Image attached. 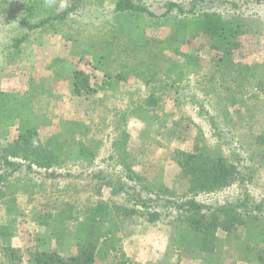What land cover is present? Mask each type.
Segmentation results:
<instances>
[{
  "label": "rangeland",
  "instance_id": "374dc122",
  "mask_svg": "<svg viewBox=\"0 0 264 264\" xmlns=\"http://www.w3.org/2000/svg\"><path fill=\"white\" fill-rule=\"evenodd\" d=\"M138 1L161 15L166 3L175 2L189 10L194 0ZM207 1L213 6L209 11L219 13L227 23L237 25L243 31L244 55L237 59L234 67L261 72L264 63V0H227L225 3H221L223 0ZM31 2L41 4L32 21L40 20L42 14L66 9L70 10L69 21L66 19L64 24L54 21L51 25L34 30L18 50L13 47L14 41L27 35V29L21 20L27 16L26 5ZM72 6L74 9L71 10ZM196 8L199 10L201 4L198 3ZM114 11L115 0H0V92L5 95L26 97L30 75L39 78L53 77L54 70L50 67L57 58H65L67 67L81 68L91 75V86L99 95L96 102L100 104L103 113H111L119 92H132L137 99L148 95L149 88L157 78L153 70H148L144 79L133 77L126 82L123 78H117L120 67H130L136 62L159 63V67H178L174 76L181 81L178 82L177 93L168 94L167 91L164 94L162 106L157 109L158 118L150 126L136 119L116 122L114 116H106L102 122L98 120L100 132L92 133L90 137L96 141L95 146L99 143V149L95 150L96 158L92 171L86 174L88 178L75 179L78 171L73 170L71 177L62 176L66 172L57 170L55 174L61 175L60 177L47 179L34 173H48L36 166L32 167L33 170H27L24 166L19 170L3 165L2 149L17 139L18 131L16 126L2 131L0 178L5 179H0V226H9L14 235L0 239V242L7 241L20 249L19 255L24 256V264H30L28 260L32 259L36 246L39 250L48 249L62 255L76 254L87 233L99 237L98 264H114L119 259H125L128 264L154 262L168 247L170 226L163 223L162 217L154 223L141 222L135 217L131 221L119 209L130 206L126 194L128 190H136L146 198H154L151 193L142 189L154 179L167 182L174 188L180 170L168 165V156L173 149L194 150L203 146L223 155L239 168L245 178L252 176L248 180L247 193L252 202L263 203L264 207L262 99H249L241 116L236 115L231 106L227 112L219 109L197 89L203 74L211 68L201 49L194 45L178 44L171 26L164 25L145 30V52L125 48L122 45L124 40L116 36L118 19ZM102 39L109 41L105 52L96 58L85 55L86 50L91 47L87 46L88 43L97 41L99 45ZM73 45L77 47L76 56L71 54ZM107 50L111 51L110 54H106ZM82 55H85L84 59H80ZM155 58L159 60L156 61ZM54 93L60 96L53 110L56 117L46 127L40 128L42 139L58 131L59 118L87 120L90 110L95 108L90 103L94 99L72 94L68 81L56 82ZM97 114L93 113V116L98 119ZM122 132L129 136L126 146L134 155V170L141 181L127 179L125 170L117 165L119 155L113 145L122 137ZM16 162L22 161L16 159ZM22 163L29 166L28 162ZM96 171L106 174L107 179L112 182L108 188H103L101 196L95 194L97 190H93L89 179ZM55 185H58L56 192L50 193L49 189ZM14 189L17 191L12 194ZM119 189V193L113 195V191ZM243 189L242 185L236 184L224 191L199 195L195 200L214 207L236 204L243 198ZM57 196L63 198L56 203L54 199L49 200V197ZM164 205L159 203L157 211L171 213ZM219 236L224 239L226 251L237 248L234 237L229 238L221 231ZM174 260L176 259L172 263ZM169 261L170 259L167 260ZM177 263L207 264L189 257H183L173 264Z\"/></svg>",
  "mask_w": 264,
  "mask_h": 264
},
{
  "label": "trees",
  "instance_id": "16d2710c",
  "mask_svg": "<svg viewBox=\"0 0 264 264\" xmlns=\"http://www.w3.org/2000/svg\"><path fill=\"white\" fill-rule=\"evenodd\" d=\"M198 3L201 4L199 10L196 8ZM205 4L208 6L203 7ZM191 5L193 7L185 10L177 3L169 2L163 5L164 11L158 15L152 7L138 0H115L114 14L118 19L116 36L124 40L122 45L125 48L145 52V30L153 26H171L178 44L194 45L202 50L205 59L210 62L211 68L203 74V79L197 85L200 93L209 97L219 109L227 112L231 106L236 115L241 116L249 99L259 97L264 102V63L259 73L249 69H236L234 65L237 59L243 58L244 55L245 38L242 29L227 23L219 13L209 11L213 6H210L207 0H194ZM40 6L41 4L34 2L26 5L27 16L23 17L21 22L27 29V35L15 39V49L20 48L34 30L51 25L54 21L64 24L65 20L69 19L70 10L66 9L42 14L40 20L32 21ZM76 43L79 44L77 39ZM106 45H109L107 39L100 40L99 45L97 41L88 43L87 46L91 47L86 50L85 55L96 58L106 51ZM76 48L73 45L72 55L76 56ZM110 52L107 50L106 54ZM85 55L80 59H84ZM67 64L65 58H57L50 67L54 70L51 78L30 75L26 97L0 92V138L3 136L2 131L10 126H16L18 131L17 139L2 149L3 165L19 170L23 166L27 170H33L32 167L36 166L48 173H34L47 179L60 177L61 175L55 174L57 170L66 172L62 176L71 177L73 170L78 171V174L74 175L75 179L88 178L86 174L92 171L96 158L95 150L99 149V143L95 146L96 141L90 137L92 133L100 132L98 120L102 122L106 116H114L116 122L136 119L150 126L158 118L157 109L162 106L164 94L167 91L168 94L177 93L178 82H181L174 76L178 67H159V63L138 62L130 67H120L117 78H123L126 82L133 77L144 79L148 70H153L157 78L149 88L148 95L142 98L137 99L132 92L118 91L111 113H103L100 104L96 102L99 95L91 86V75L84 69L67 67ZM60 81L70 83L72 94L94 99L90 103L95 108L90 110L87 120L59 118L58 131L42 139L40 128L46 127L48 122L56 117L53 110L60 96L54 93V87L55 83ZM99 103H102V100H99ZM95 111L99 114L98 119L93 116ZM121 136L113 145L119 155L117 165L125 170L127 179L133 182L141 181L134 170V155L126 146L129 136L125 132H122ZM16 159L28 162L29 166L22 162L17 163ZM168 165L176 166L180 170L174 188L167 182L154 179L142 188L154 198H146L139 191L128 190L126 194L130 206L119 209L122 214L130 217L131 221L135 217L141 222L154 223L162 217L163 223L170 226L168 247L160 253L159 258L148 264H173L183 257L200 259L207 264H264V207L263 203L252 202L247 193L248 180H251L252 176L245 178L239 168L223 155L211 152L203 146L194 150L173 149L168 156ZM92 174L89 179L93 190H97L95 194L101 196L103 188H108L112 182L103 172L96 171ZM98 182L101 183L96 184ZM236 184L244 187V195L239 203L214 207L195 200L199 195L224 191ZM55 186L49 189L50 193L56 192L58 185ZM120 190L113 191V195L118 194ZM16 191L14 189L12 194ZM62 198L49 197V200L54 199L56 203ZM159 203H164V207L171 213L157 211L156 206H159ZM108 212L111 214V211ZM170 215L177 217L171 218ZM44 224L48 225L47 222ZM220 231L229 238L236 239L235 250H225L224 239L219 236ZM13 235L9 226H0V239ZM0 243V264L25 263L24 256L19 255L20 249L7 241ZM98 244L99 237L87 233L76 254L62 255L48 249L39 250L36 246L32 259L28 261L30 264H98ZM173 259L176 260L172 263ZM114 264L128 263L125 259H119Z\"/></svg>",
  "mask_w": 264,
  "mask_h": 264
}]
</instances>
